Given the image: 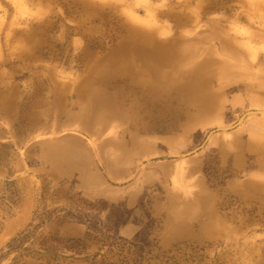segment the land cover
Here are the masks:
<instances>
[{"label": "rangeland", "instance_id": "rangeland-1", "mask_svg": "<svg viewBox=\"0 0 264 264\" xmlns=\"http://www.w3.org/2000/svg\"><path fill=\"white\" fill-rule=\"evenodd\" d=\"M141 59L195 74L204 109L176 87L151 103ZM94 102L110 117L87 123L78 113ZM255 111L264 0H0V264H264V166L228 157L253 160L243 127L264 120ZM143 142L136 169L113 179L108 152ZM58 145L59 166L73 152L117 194L54 173L44 151ZM128 224L136 232L121 234Z\"/></svg>", "mask_w": 264, "mask_h": 264}, {"label": "crops", "instance_id": "crops-1", "mask_svg": "<svg viewBox=\"0 0 264 264\" xmlns=\"http://www.w3.org/2000/svg\"><path fill=\"white\" fill-rule=\"evenodd\" d=\"M143 87L144 88L142 90L145 91L147 95V88L144 86V83H143ZM148 100L151 103L153 102V100L149 99V97ZM89 105L90 104L86 105L80 111V113H78V116L81 117V113H85L86 112L85 110H87L90 113V115H87V117L84 118L81 117L82 119H84L87 123L99 122V121L102 122L103 120L97 119L95 114L90 111V108H88ZM102 108H103L102 112L105 113L104 118L110 117V112L107 109V106L102 105ZM201 111L202 110L200 109L199 112ZM124 117H126V115L123 112L117 114L118 119L120 118L124 119ZM261 126H263V129ZM243 130L246 132L245 149L249 151V153L255 152L254 153L255 155H253V157L251 156L253 160L249 163L246 162L245 160L246 158L245 153L241 151H237V152L234 151L233 153H228L231 166H264V120H259V119L247 120L245 126L243 127ZM243 130L242 133H244ZM132 139L138 140L140 138L134 137ZM136 141H134V145H137ZM143 143L144 144L141 147H138L140 145L139 144L136 147L133 146L134 148L119 146V148H116V150L112 151L111 149L110 152H108L110 156L106 157V161H105L106 166H104V169L107 170L109 172V175L116 181L129 177L130 173L133 170H135L137 167V166H127L128 162L130 160L132 161L133 155H141L148 153L150 151V148H147L148 144L146 142ZM119 144L121 145V143ZM59 147L60 146L58 145L54 149L51 146L50 148H46L44 151V154L46 156H51L53 162L51 163L50 168L54 173L59 171H63L65 173H70L72 170L78 172L80 171L79 182L80 185L87 191V193H91L95 195H98V193L103 195L114 194V193L117 194L116 190H112V188H109L104 184V182L101 180L102 179L101 175L98 174L99 171L96 170L94 166L92 167V166L75 165L73 159H75L76 156L73 152H65L63 159L66 160V158H68L70 161L67 160V162H69L67 166H59L58 164H60L59 158L61 152L58 149ZM254 187L255 186L251 182H249L247 183L246 190L253 191ZM136 229L137 228L134 225L128 224L120 229V233L127 236L132 235L134 232H136Z\"/></svg>", "mask_w": 264, "mask_h": 264}, {"label": "bare ground", "instance_id": "bare-ground-1", "mask_svg": "<svg viewBox=\"0 0 264 264\" xmlns=\"http://www.w3.org/2000/svg\"><path fill=\"white\" fill-rule=\"evenodd\" d=\"M168 49V48H167ZM148 50V49H147ZM173 53H171L170 55H175L174 57H170L169 56V53H162L161 51H150L151 52V55L158 59L159 61L161 59H166L168 56L170 57V60L174 59L177 56L180 57V54L178 52H176L173 48ZM144 53V52H143ZM142 53V54H143ZM141 55V54H140ZM145 56H147L146 54H144ZM150 55V54H149ZM144 56V57H145ZM141 57V56H140ZM142 60V59H141ZM145 60V59H144ZM142 60L141 62V67L140 70L143 74H146V76L148 77V79H146V81H144V86L146 88H149L147 90V94L150 95V96H153L155 94L156 91H163V92H167L170 88L172 87H176L178 88L180 91H182L184 93V97H183V100L188 104H191V101L190 98L193 100L192 104L196 105L198 107V109H201L203 110L204 107L206 106L207 104V96L205 94V91L202 90V88H198L199 90V93L196 92L194 90V87L193 86L194 84L198 87L200 85V82L197 80V77L195 76V74H183L182 78H179V77H170L168 73L166 72H163V71H159V69L155 70L154 72H149V69L147 68L148 66V60L144 61ZM155 60V59H154ZM153 60V61H154ZM168 60V59H167ZM152 61V60H151ZM152 61V62H153ZM175 64V63H174ZM152 65H155V63H153ZM181 74V73H180ZM130 77V76H129ZM133 82V81H132ZM139 83V81H138ZM188 83V85H186ZM135 85V84H133ZM140 85V84H139ZM142 86V83L141 85ZM188 88V90L186 89ZM157 89V90H156ZM156 90V91H155ZM202 90V91H201ZM169 92V91H168ZM174 92V90H173ZM179 92V91H178ZM172 93V92H171ZM177 93V92H176ZM175 93V94H176ZM162 94V93H161ZM161 94H159V97L161 96ZM158 96V95H157ZM171 96V95H170ZM134 97V96H133ZM135 98V97H134ZM176 98V97H174ZM132 99V98H131ZM134 100V99H133ZM132 100V101H133ZM188 100V101H187ZM104 101V100H103ZM133 103V102H132ZM136 104V103H135ZM139 104V103H138ZM94 107L96 108V110H94V114L95 116H98L97 118H104V114L102 112V105L101 104H98V103H93ZM134 105V104H133ZM137 105V104H136ZM135 105V106H136ZM180 105V104H179ZM132 106V105H131ZM139 108V107H138ZM179 108V107H178ZM106 109V108H105ZM120 110V109H119ZM134 111V110H133ZM179 111V110H178ZM200 111V110H198ZM135 112V111H134ZM263 112V111H262ZM137 114V113H136ZM189 114V112H188ZM138 116V115H137ZM141 116V115H140ZM135 118V117H134ZM134 125V124H133Z\"/></svg>", "mask_w": 264, "mask_h": 264}, {"label": "water", "instance_id": "water-1", "mask_svg": "<svg viewBox=\"0 0 264 264\" xmlns=\"http://www.w3.org/2000/svg\"><path fill=\"white\" fill-rule=\"evenodd\" d=\"M255 112L264 114V112H262V111H255ZM248 113H251V111L250 112H247L246 114H248ZM226 129H228V128H221V130H226Z\"/></svg>", "mask_w": 264, "mask_h": 264}]
</instances>
